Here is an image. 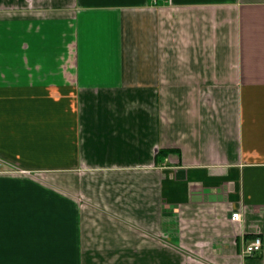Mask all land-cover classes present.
<instances>
[{
	"label": "crops",
	"instance_id": "crops-1",
	"mask_svg": "<svg viewBox=\"0 0 264 264\" xmlns=\"http://www.w3.org/2000/svg\"><path fill=\"white\" fill-rule=\"evenodd\" d=\"M0 264H264V0H0Z\"/></svg>",
	"mask_w": 264,
	"mask_h": 264
},
{
	"label": "built area",
	"instance_id": "built-area-1",
	"mask_svg": "<svg viewBox=\"0 0 264 264\" xmlns=\"http://www.w3.org/2000/svg\"><path fill=\"white\" fill-rule=\"evenodd\" d=\"M240 218L239 213L232 214V220L238 221ZM262 249V240L260 237H255L253 240L247 244L243 250V255L246 257H252L259 253Z\"/></svg>",
	"mask_w": 264,
	"mask_h": 264
}]
</instances>
